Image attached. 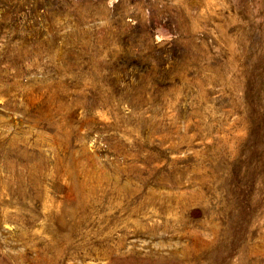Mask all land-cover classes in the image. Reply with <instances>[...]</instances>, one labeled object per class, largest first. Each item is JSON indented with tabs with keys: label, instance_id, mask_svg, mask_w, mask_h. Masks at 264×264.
<instances>
[{
	"label": "rangeland",
	"instance_id": "obj_1",
	"mask_svg": "<svg viewBox=\"0 0 264 264\" xmlns=\"http://www.w3.org/2000/svg\"><path fill=\"white\" fill-rule=\"evenodd\" d=\"M0 264H264V0H0Z\"/></svg>",
	"mask_w": 264,
	"mask_h": 264
}]
</instances>
